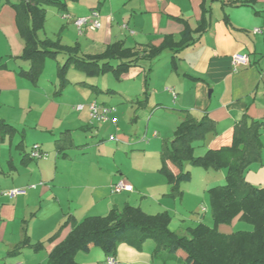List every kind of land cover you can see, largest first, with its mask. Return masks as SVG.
<instances>
[{"label": "crops", "instance_id": "obj_1", "mask_svg": "<svg viewBox=\"0 0 264 264\" xmlns=\"http://www.w3.org/2000/svg\"><path fill=\"white\" fill-rule=\"evenodd\" d=\"M12 3L15 1L0 5V65L4 67L0 68V121L16 129L0 139V264H47L48 255L67 238L74 223L105 216L112 208L137 207L132 201L141 206L147 201L139 203L134 198L145 194L158 211L154 213H173L175 204L170 198L179 195L171 192L160 172V152L172 140L182 120L181 111L197 119L205 115L213 125L196 145V157L229 147L234 126L243 116L248 123L264 121V0H62L59 6H47L39 30L45 36L40 39L38 32V39L58 41L62 47L77 46L81 56L100 55L114 43L133 51L158 49L167 38L173 45L181 40L185 26L195 39L178 52L166 48L153 60H140L121 73L89 77L70 68L67 83L61 88L57 78V68L64 63L57 58L65 61L61 54L44 60L36 85L18 75L29 68L19 58L23 53L20 31L31 21ZM91 11L99 14L100 29L83 27L79 33L73 19L85 18ZM64 14L71 19H64ZM200 23L205 29L201 34L195 31ZM255 29L260 32L254 33ZM46 31L51 32L48 35ZM235 54L246 55L249 64L232 72L230 60ZM48 60L57 61L51 75ZM107 74L135 85L140 95L130 92V86L109 88L105 79H98ZM99 95L105 98L98 101ZM92 102L113 107L115 116L125 124L145 120L143 141L149 137V144H156L160 140L159 162L144 164L132 174L122 170L113 156H106L102 147L111 145L115 152L120 146L106 142L105 130L109 135L112 130L117 132L123 146L132 147L137 142L131 130L124 132L109 123L91 124L87 106ZM79 106L84 108L77 111ZM261 141L264 146V133ZM34 145L47 154L46 160L29 158ZM136 149L131 151L144 152L147 147ZM261 157V164H253L258 168L264 167V148ZM253 165L250 167L256 168ZM220 178L225 179V171ZM119 180L127 181L133 192L112 193L111 185ZM14 189L25 193L4 195ZM234 222L240 221L237 218ZM218 231L233 233L228 225L219 226ZM37 244L42 245L40 250L34 249ZM153 249V243L137 248L135 241L128 239L115 245L114 257L119 264H178L181 259L179 253H173L174 259L158 261L152 256ZM106 258L99 247L75 256L77 264H105Z\"/></svg>", "mask_w": 264, "mask_h": 264}, {"label": "trees", "instance_id": "obj_2", "mask_svg": "<svg viewBox=\"0 0 264 264\" xmlns=\"http://www.w3.org/2000/svg\"><path fill=\"white\" fill-rule=\"evenodd\" d=\"M10 1L0 0V5ZM14 1L12 7L31 21L26 30L20 31L23 53L19 58L27 62L29 68L20 70L18 75L35 85L44 60L53 59L58 54L65 57L64 63L57 68L61 88L67 83L66 74L70 68L89 77L107 72L121 73L137 66L140 60H153L166 48L178 52L195 42L192 30L185 26L181 40L173 45L167 38L158 49L133 51L122 43H114L100 55L81 56L77 46L62 47L58 41L39 40L37 37L44 22V8L59 6L62 0ZM203 24L198 25L197 33L205 30ZM0 68H4L3 65ZM146 91L143 102L147 99ZM181 113L182 120L172 140L162 146L160 172L167 179L171 192L182 195L181 185L191 179L187 166L208 172L225 171L224 185L207 191L212 227L200 222L189 228L186 236L180 237L169 229L171 218L167 213L147 215L140 208L125 205L121 209H110L105 216L87 217L74 223L67 238L48 255L47 264H77L76 254L91 247H99L107 256L114 257L115 245L128 239H133L137 248L145 242H152V256L161 262H168L174 259L171 254L179 253L181 259L178 264H264V187L253 186L245 179L247 169L262 162L264 121L248 123L243 116L234 126L229 147L209 150L196 157V145L211 131L212 122L205 115L197 119L187 111ZM14 132V127L0 121V139ZM33 148L39 147L34 145ZM237 218L250 225L252 230L231 234L218 231L219 226L230 225ZM41 248V244L34 247L36 250Z\"/></svg>", "mask_w": 264, "mask_h": 264}, {"label": "rangeland", "instance_id": "obj_3", "mask_svg": "<svg viewBox=\"0 0 264 264\" xmlns=\"http://www.w3.org/2000/svg\"><path fill=\"white\" fill-rule=\"evenodd\" d=\"M44 31L39 32V38L43 39L44 38ZM48 32L51 31H46V33L49 35ZM57 61L62 64L64 62V58L59 56L57 58ZM53 60H48L47 63L51 65L50 70V75L52 74L54 68L56 67V62ZM49 71V66L46 67V71ZM76 75L83 76L82 73L80 72H74ZM49 73L46 72V75ZM98 79H105L107 81V85L109 88H115V89H120L122 87H132L129 91L131 92L132 90L136 92V94L139 96V90L136 88L135 90V85H130V84H124L120 82L115 76L111 74H107L104 77H100ZM92 80H96L97 78H93ZM141 81V80H140ZM107 85H104L103 88H106ZM124 89V88H123ZM128 90V89H127ZM105 97L102 95L97 96V100L101 101ZM78 106V105H76ZM120 107V106H118ZM117 119V127L124 132H127L128 130L130 131V135L133 136V140H136L137 144L133 145L132 147H127L123 146L120 140L117 138V132H114L113 130L110 131V135L115 136L116 143L112 141H108L109 138V133H107V130H105L103 133L107 134L106 135V142L107 143H112L113 147L115 146H120L119 149H116L114 152L113 149L111 148V145H106L105 147H102V151L106 152V156H113V159L115 160L116 164L122 168V170H126L130 173L136 172L135 169H140L144 164H149L152 165V163H158L159 162V150L157 147V144H160V140H158V143H150L149 144V137L143 141V136L145 132V127H146V121H141L138 122L136 125L129 124L130 121H128L126 124L121 121V119L118 118V116H115ZM35 117L33 116V113H31V120H33ZM95 132V129L93 130V133ZM80 134V133H78ZM145 137V136H144ZM99 140L98 137L95 138V141L97 142ZM149 144V145H148ZM141 146L143 148L147 147V149L144 152L141 151H131L132 148H137L136 150L140 149ZM197 155V153H195ZM112 162V160H111ZM252 167H256L253 165ZM250 170H247L245 174L246 181L251 182L253 184H258L257 186H262L264 187V167L263 168H249ZM257 169V170H255ZM262 171H260V170ZM190 175L191 179L187 183H183L180 187V191H182V195H179L178 197H173L170 198L171 202L175 204V211L173 213L170 212L168 214L172 220L171 225L169 226V229L172 232H175L177 236L183 237L187 235V231L189 228H194V222L199 221L201 219V216H205L202 222L207 225L212 227V219L210 215V209H209V202H208V196H207V191L210 186L213 184H216V182H221L220 184H217L216 186H221L224 185L225 179L220 178L222 173L224 172L223 170H220L218 172H208L204 170L203 168L199 167H190ZM222 172V173H221ZM165 178V176H163ZM167 181V179L165 178ZM127 182V181H126ZM152 200H155L154 197H150ZM137 200L139 203L142 201H147L146 203H142L141 206H139L137 203L132 201L134 204H136L137 208H145L147 209V212H152L153 215L156 214L155 211V206H152L151 204L148 203V195H142L140 198H134V200ZM132 204V203H131ZM151 205V206H150ZM205 208L206 212H203L202 209ZM193 222V223H192ZM231 227L233 232H238V231H251L252 227L246 223L243 222H234L228 225ZM151 243L152 242H148Z\"/></svg>", "mask_w": 264, "mask_h": 264}, {"label": "built area", "instance_id": "obj_4", "mask_svg": "<svg viewBox=\"0 0 264 264\" xmlns=\"http://www.w3.org/2000/svg\"><path fill=\"white\" fill-rule=\"evenodd\" d=\"M64 19H71L69 15L64 14L62 16ZM73 24L78 29L79 33H81L83 27H87L91 31H97L100 29V22H99V14L97 11H91L90 14L85 18L80 19H73ZM123 29L126 28L125 25L122 26ZM259 29H255L254 33H259ZM249 64V59L246 55L241 54H235L231 57L230 60V67L232 72H236L239 68L245 67ZM172 95L173 90H168ZM84 107L79 106L76 107L77 111H81ZM88 109V115L91 124H105L109 123L113 126H117V119L114 116L115 115V109L113 107H107L99 105L96 102H92L87 106ZM110 141H114V136L109 137ZM29 158L32 160H46L48 158L46 153L41 152L39 148H33L31 149L29 153ZM111 192L114 194H120V193H132L133 187L127 183L125 180H119L115 184L111 185L110 187ZM25 193V190L22 189H14L8 192H5L4 195L8 197H15L17 195H22ZM203 211H205L203 209ZM20 264V263H15ZM105 264H119L115 257L109 255L107 256L105 260Z\"/></svg>", "mask_w": 264, "mask_h": 264}]
</instances>
